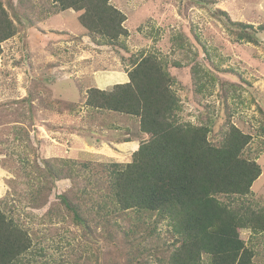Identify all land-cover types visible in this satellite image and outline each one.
<instances>
[{
    "label": "rangeland",
    "instance_id": "374dc122",
    "mask_svg": "<svg viewBox=\"0 0 264 264\" xmlns=\"http://www.w3.org/2000/svg\"><path fill=\"white\" fill-rule=\"evenodd\" d=\"M2 1L20 32L0 56V204L27 228L35 264H166V225L152 236V219L87 215L109 192L106 166L130 163L148 139L136 116L91 109L88 88L94 79L102 90L126 83L128 60L143 51L167 63L182 122L208 126L215 146L233 126L251 135L244 156L262 174L247 199L264 211V31L254 33L259 43L239 42L233 24L262 28L264 0H110L127 18L123 49L89 36L82 11H54L53 0ZM62 196L84 208L88 229L71 219ZM240 237L254 264H264V234L245 228Z\"/></svg>",
    "mask_w": 264,
    "mask_h": 264
},
{
    "label": "trees",
    "instance_id": "16d2710c",
    "mask_svg": "<svg viewBox=\"0 0 264 264\" xmlns=\"http://www.w3.org/2000/svg\"><path fill=\"white\" fill-rule=\"evenodd\" d=\"M53 2L57 5L54 11H82L80 24L100 44L125 48L122 39L130 35L124 26L127 18L110 0ZM233 24L241 28L239 42L259 43L254 33L264 31V26L256 30L250 24ZM19 32L17 20L0 0V56L3 43ZM128 62L129 81L111 90L91 87L86 104L91 109L136 116L141 135L148 139L141 140L130 163L106 166L109 192L98 197L100 201L87 215L104 218L121 212L134 214L144 223L152 219L156 224L150 230L152 236L158 224L166 225L171 238L166 264H203L204 256L210 258V264H254L255 252L240 237L245 228L253 235L264 234V211L252 210L247 199L262 174L257 159L244 156L251 135L233 126L223 144L215 146L208 137V126L181 121L182 104L173 88L177 82L166 62L156 53L144 51ZM87 194L84 199L91 200ZM61 202L76 224L90 227L83 207L66 196ZM11 210L8 203L5 210L0 204V264H35L36 254L28 256L34 247L32 238L21 220L11 216ZM130 225L126 234L132 240Z\"/></svg>",
    "mask_w": 264,
    "mask_h": 264
},
{
    "label": "crops",
    "instance_id": "0c3cea01",
    "mask_svg": "<svg viewBox=\"0 0 264 264\" xmlns=\"http://www.w3.org/2000/svg\"><path fill=\"white\" fill-rule=\"evenodd\" d=\"M109 74V73H108ZM128 76V75H127ZM105 77V76H104ZM109 77L111 78V76H108V77H106V78H108L109 79ZM84 78V77H83ZM94 81H95V84H96V86L95 87H97V82H96V79H94ZM128 81H129V79H128ZM127 81V82H128ZM90 87H92V84H90ZM110 87V86H109Z\"/></svg>",
    "mask_w": 264,
    "mask_h": 264
},
{
    "label": "clouds",
    "instance_id": "9594fccd",
    "mask_svg": "<svg viewBox=\"0 0 264 264\" xmlns=\"http://www.w3.org/2000/svg\"><path fill=\"white\" fill-rule=\"evenodd\" d=\"M79 17V16H78ZM127 83V82H126ZM124 84V83H123ZM94 87V86H93ZM91 88V87H90ZM90 88H88V89H90ZM95 88H97V87H95ZM99 89V88H98ZM100 90H102V89H100ZM111 90V89H110Z\"/></svg>",
    "mask_w": 264,
    "mask_h": 264
}]
</instances>
